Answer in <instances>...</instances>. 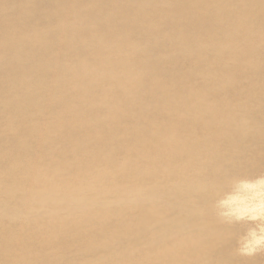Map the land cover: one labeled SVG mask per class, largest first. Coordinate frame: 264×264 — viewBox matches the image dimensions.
<instances>
[{"label": "bare ground", "instance_id": "1", "mask_svg": "<svg viewBox=\"0 0 264 264\" xmlns=\"http://www.w3.org/2000/svg\"><path fill=\"white\" fill-rule=\"evenodd\" d=\"M263 175L264 0H0V264H264Z\"/></svg>", "mask_w": 264, "mask_h": 264}, {"label": "clouds", "instance_id": "2", "mask_svg": "<svg viewBox=\"0 0 264 264\" xmlns=\"http://www.w3.org/2000/svg\"><path fill=\"white\" fill-rule=\"evenodd\" d=\"M246 189L250 190V194L244 196L239 200L237 205L232 209L233 213L238 217H248L249 219H260L264 221V180H261L256 185H245ZM259 239H254L253 245L261 244L264 241V226L260 228ZM255 237V233H252ZM251 251V248L248 249Z\"/></svg>", "mask_w": 264, "mask_h": 264}, {"label": "rangeland", "instance_id": "3", "mask_svg": "<svg viewBox=\"0 0 264 264\" xmlns=\"http://www.w3.org/2000/svg\"><path fill=\"white\" fill-rule=\"evenodd\" d=\"M264 176V175H263ZM264 178V177H263ZM242 221V220H241ZM245 223H247V222H245ZM255 224H256V227L253 225L252 226V228L255 230V231H257V235H256V237H252L251 236V238H250V235H249V232L242 238V241L243 242H241V245L239 246V250L240 251H244V250H247L246 251V253L247 254H249V255H251V254H257V255H260V253H264V242L262 241L261 242V244H256V245H253V240L254 239H258L257 238V236H258V234L260 233V231H259V228H257V224H259V223H256V221H255ZM245 238H247V239H245ZM250 240V241H249ZM249 241V242H248ZM243 243V244H242ZM245 243V244H244ZM250 244V245H249ZM253 245V246H252ZM261 245V246H260ZM245 246V247H244ZM251 246L254 248H251ZM241 248V249H240ZM249 248H251L252 250L251 251H249L248 249ZM244 249V250H243ZM257 250V251H256ZM251 252V253H250ZM242 253H244V252H242ZM261 254V255H264V254Z\"/></svg>", "mask_w": 264, "mask_h": 264}]
</instances>
